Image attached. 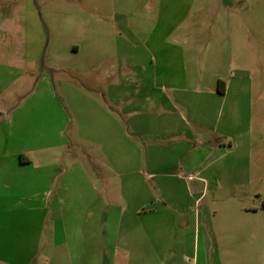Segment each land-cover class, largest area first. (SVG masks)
Here are the masks:
<instances>
[{"label":"crops","instance_id":"1","mask_svg":"<svg viewBox=\"0 0 264 264\" xmlns=\"http://www.w3.org/2000/svg\"><path fill=\"white\" fill-rule=\"evenodd\" d=\"M154 6V22L138 30L137 39L151 58V82L136 78L132 87L128 68L119 73L120 82L106 72L110 82L83 83L73 77L86 86H68L63 79L58 80V91L45 72V61L38 58V45L28 55L24 40L14 53L0 52V76H8L0 84V264H242L246 251L252 258L244 264H264V257L256 259L264 256V201L262 206L236 202L230 208L236 213L238 230L247 214L259 224L249 239L260 246L250 249L218 246L212 231L199 229V216L182 230H173L170 215L159 214L167 211L165 202L150 203L149 209L140 211L147 205L146 194L142 190L135 194L126 176L137 175L138 184L154 176V190L161 191L156 180L175 165L163 161L160 126L169 127L164 129L169 134L182 128L176 129L181 135L176 143L181 148L178 166L186 173L195 170L203 183L216 176L219 184H237L250 172L249 161L240 164L237 155L240 148L247 152L249 147V129L239 128L247 116L242 109L251 106H177L169 97L190 88L185 52L200 41L204 29L189 19L193 14H207L201 9L208 3L155 0ZM16 31L11 30L15 39ZM124 47L119 62L135 61ZM69 48L79 49L75 43ZM233 71V81L217 76L218 95L240 87L239 73ZM146 111L152 112L157 131L153 146L144 149L146 134L139 128L146 125ZM86 134L102 151L79 155L76 148V154L63 157L68 145H77ZM114 142L122 143V159L130 155L138 161L148 159L147 173L141 162L132 170L118 168L121 189L106 181L100 184L104 178L98 168L116 157ZM50 149H55L51 155ZM97 158L105 163L99 165ZM186 228H193L189 247L183 242ZM174 239L179 240L178 247L172 245Z\"/></svg>","mask_w":264,"mask_h":264},{"label":"rangeland","instance_id":"2","mask_svg":"<svg viewBox=\"0 0 264 264\" xmlns=\"http://www.w3.org/2000/svg\"><path fill=\"white\" fill-rule=\"evenodd\" d=\"M204 1L209 6L201 10L208 13L193 14L189 19L190 23L194 22L204 29L199 37L200 41L192 50L185 52L190 88L186 93L169 92V97L177 106H251V109H242L243 115L247 116L245 124L239 128L249 129V147L246 148L247 152L240 148L241 153L237 155V158L240 156V164L242 161H249L250 172L239 183L231 185L219 184L216 176H210L203 183L196 178L195 170L191 169L189 170L194 178L188 179V171L178 166L181 148L176 143L181 135L176 129L180 131L182 128L176 127L169 134L164 132L169 127L160 126L161 134L158 139L160 138L162 154L166 156L163 161L175 164L171 168L167 166L170 168L168 175H162L160 180H156L161 191L154 190V176H146L144 184L137 183L135 174L126 177L131 189L135 187V194H141V190L146 194L144 199L147 205L140 211L149 209L150 203L165 202L167 211L159 214L170 215L173 230H182L181 226L192 221L194 216H199V229L207 233L212 231L218 246L250 249L260 246L258 241L249 239V233L255 232L259 224L251 214H247L242 217L241 229L238 230L236 213L230 208H235L236 202L262 206L264 201V0ZM154 2L155 0H0V52L5 49L14 53L21 44L20 41L24 40L23 49L27 50L24 52L28 55L32 46L38 45V58L45 61V72L53 79L58 91H61L58 80L63 79L68 86L78 89L86 86L73 80V77L80 78L83 83L110 82L109 78L105 79L106 72L108 76L113 73L115 83L120 82L119 73L127 72L128 68L132 87L136 78L151 82V58L138 46L137 39L140 38L141 29L155 20ZM142 11H145V16L141 14ZM176 17L177 15L174 16ZM15 29H18L17 39L11 35V30L14 32ZM73 43L79 48L77 52L70 51L69 47ZM122 44L130 54V59L135 61L128 64L119 62ZM234 68L239 73L236 78L240 80V87L237 90L231 89L226 96L218 95L217 76L221 75L229 81L233 77ZM7 78V75L0 76V84ZM132 101L133 99L130 103ZM163 104L166 105L164 101ZM149 113L146 114V125L139 128L144 129L146 134L145 143H142L144 149L153 146L152 136L157 131L153 124L154 118L150 117L152 112ZM174 143L175 149L172 148ZM121 146V142H114L116 157L98 168L104 178L100 184L106 181L121 189L122 176L117 174L118 168L128 167L132 170L139 162L142 170L147 173L148 159L138 161L131 155L122 159ZM124 146L127 144L124 143ZM76 148L77 152L80 149L82 153L79 152V155H83L84 151L89 154L102 151L100 144L92 142L90 135L86 134L77 145L69 144L63 157L76 154ZM52 152L55 149L48 151L50 155ZM234 157L232 155L231 159ZM97 163L100 165L105 161L97 158ZM126 172L124 171L125 174ZM117 195H121V192H117ZM186 231L183 242L185 247H189L193 228H186ZM240 233L244 235L242 238L237 236ZM231 236L237 239L229 238ZM212 240L211 238L209 241L211 245ZM172 241V245L178 247L179 240ZM250 253L246 251L241 255L242 264L252 258ZM263 257L256 256V259ZM254 259L255 257L253 262H256Z\"/></svg>","mask_w":264,"mask_h":264},{"label":"trees","instance_id":"3","mask_svg":"<svg viewBox=\"0 0 264 264\" xmlns=\"http://www.w3.org/2000/svg\"><path fill=\"white\" fill-rule=\"evenodd\" d=\"M222 83V81H218V88H219V91H222V88H220V84Z\"/></svg>","mask_w":264,"mask_h":264},{"label":"built area","instance_id":"4","mask_svg":"<svg viewBox=\"0 0 264 264\" xmlns=\"http://www.w3.org/2000/svg\"><path fill=\"white\" fill-rule=\"evenodd\" d=\"M188 177H189V178H192V174H191V173H189V174H188Z\"/></svg>","mask_w":264,"mask_h":264}]
</instances>
